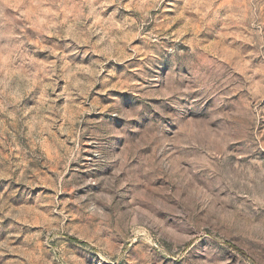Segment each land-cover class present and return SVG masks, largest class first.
I'll return each mask as SVG.
<instances>
[{"label": "rangeland", "instance_id": "374dc122", "mask_svg": "<svg viewBox=\"0 0 264 264\" xmlns=\"http://www.w3.org/2000/svg\"><path fill=\"white\" fill-rule=\"evenodd\" d=\"M0 264H264V0H0Z\"/></svg>", "mask_w": 264, "mask_h": 264}]
</instances>
